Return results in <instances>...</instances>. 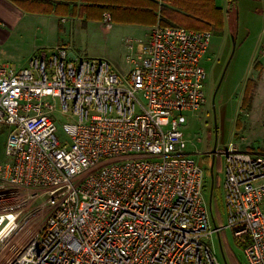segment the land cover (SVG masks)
Returning <instances> with one entry per match:
<instances>
[{
	"label": "built area",
	"instance_id": "1",
	"mask_svg": "<svg viewBox=\"0 0 264 264\" xmlns=\"http://www.w3.org/2000/svg\"><path fill=\"white\" fill-rule=\"evenodd\" d=\"M211 38L158 24L121 76L66 46L0 66V264H221L210 242L226 229L248 264H264V155L234 143L200 162L187 152ZM206 158L224 160V228L205 196Z\"/></svg>",
	"mask_w": 264,
	"mask_h": 264
},
{
	"label": "rangeland",
	"instance_id": "2",
	"mask_svg": "<svg viewBox=\"0 0 264 264\" xmlns=\"http://www.w3.org/2000/svg\"><path fill=\"white\" fill-rule=\"evenodd\" d=\"M226 0H218L227 11L232 8V13L227 15L226 33L223 37L213 36L203 67L208 73L206 83L207 104L198 111L186 113L187 126L185 136L188 140V154L197 161H203L208 152L218 149H226L230 143L236 148L249 152L261 154L264 149V82L254 90L255 97L252 110L248 113L241 111L244 89L248 79H257L262 70L253 69L257 63L254 55L257 53L259 36L264 29V14L255 12L260 3H251L240 0L236 5L241 11H236L235 6H227ZM250 5L252 8L247 9ZM65 31L50 26L48 35L41 38L36 30L31 33L29 39L40 35L44 42H37L40 47L55 46L59 36L63 43H67L70 51L79 58L91 60H106L112 68L121 76L127 74L136 64L139 57V42H146L149 28L136 25H121L105 22H87L81 20L70 21L65 25ZM47 33V32H46ZM132 43V48L130 44ZM34 46V43H33ZM27 51H11L0 53V61L5 58L15 68H21L26 64L11 54L21 55ZM261 55V54H260ZM260 55L258 58H260ZM5 59V60H6ZM255 63V64H254ZM257 81V80H256ZM61 110L59 100L56 102ZM57 136L67 140L63 131L65 120L57 116ZM239 122V125H238ZM9 133L7 127L0 126V162H6L5 155L6 139ZM223 158L217 160L214 170V195L212 201V213L215 226L224 228L228 225L227 212L224 202V171ZM209 165L204 163V167ZM208 169V168H207ZM212 188L211 175L207 174L205 182V196L210 202ZM221 264H234L231 255L239 264H248L244 248L237 242L234 233L230 229L222 231L210 242Z\"/></svg>",
	"mask_w": 264,
	"mask_h": 264
},
{
	"label": "trees",
	"instance_id": "3",
	"mask_svg": "<svg viewBox=\"0 0 264 264\" xmlns=\"http://www.w3.org/2000/svg\"><path fill=\"white\" fill-rule=\"evenodd\" d=\"M227 1L229 6H234L238 0ZM13 2L32 14L81 18L86 23L106 22L109 18L111 23L121 25L153 28L160 24L209 32L218 37L224 36L226 14L232 13V8L225 13L217 5L216 0H165L161 5L158 0H13ZM235 9L238 11V5ZM255 69L262 70L263 65L257 63ZM256 86L255 79H248L240 108L243 113L252 110ZM261 154L264 155V149L261 150ZM205 163L210 165L208 158L205 159ZM215 199L216 196L213 195V201ZM230 257L232 263L239 264L233 255Z\"/></svg>",
	"mask_w": 264,
	"mask_h": 264
},
{
	"label": "crops",
	"instance_id": "4",
	"mask_svg": "<svg viewBox=\"0 0 264 264\" xmlns=\"http://www.w3.org/2000/svg\"><path fill=\"white\" fill-rule=\"evenodd\" d=\"M159 1V0H158ZM227 1V0H226ZM250 4L251 3H260L261 6H259L256 10L254 9L255 12H262L264 14V0H247ZM238 3L240 0L237 1ZM160 3V1H159ZM217 5L224 10L225 13H227V9L218 3V0H216ZM227 6L228 1L226 2ZM161 5V3H160ZM252 8L250 5L247 6V9ZM238 10L241 11L240 6L238 5ZM227 14L225 18V31L224 35L226 33V26H227ZM108 18V17H107ZM81 20L83 22L84 19L81 18H62L54 15H38V14H32L28 13L24 10H22L19 6H17L13 0H0V53L6 52L7 50H11L14 52L17 51H27V53H22L21 55H16V54H11V57H17L20 60L24 61L26 60V64L21 66V68L25 67L30 60L32 56L35 54L39 53L42 50L46 49H53L58 46H67V43H63L61 41V38L59 36L58 43L55 46L48 47H40L37 42H44L42 39L44 38L45 35H48V32L50 31V26L52 25L53 27L59 30V33H61V28L62 30L65 29V25L69 23L70 21L75 22ZM110 21L107 20L105 23H109ZM151 30V27H146ZM39 32L41 34L33 39H29L31 33L33 31ZM47 32V33H46ZM34 43V46H33ZM70 49V48H69ZM261 54V55H260ZM260 55V58L258 56ZM6 56L3 58V60L0 61V66L1 65H11L7 59ZM254 62H260V64L263 65L262 71L257 75V82L258 86L261 85L262 82H264V29L261 31L260 36H259V43L257 47V53L254 55ZM254 63V64H255ZM12 66V65H11ZM14 67V66H13ZM15 68V67H14ZM21 68H16V69H21ZM255 69V67H253ZM1 127H7L10 131V128L5 125H0ZM9 134V133H8ZM8 138V136H7ZM7 140V139H6ZM7 142V141H6ZM6 148V145H5ZM3 163V162H0Z\"/></svg>",
	"mask_w": 264,
	"mask_h": 264
},
{
	"label": "water",
	"instance_id": "5",
	"mask_svg": "<svg viewBox=\"0 0 264 264\" xmlns=\"http://www.w3.org/2000/svg\"><path fill=\"white\" fill-rule=\"evenodd\" d=\"M216 151V150H215ZM214 151V153H215ZM215 165H216V160L215 158L212 160L211 164H210V175H211V178H212V188H211V192H210V202H209V205H210V210H211V215H212V219H213V222L214 224L215 223V219H214V216H213V213H212V201H213V195H214V179H215V176H214V170H215ZM220 235V234H219ZM218 235V236H219ZM227 264V263H226Z\"/></svg>",
	"mask_w": 264,
	"mask_h": 264
}]
</instances>
